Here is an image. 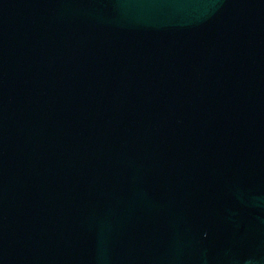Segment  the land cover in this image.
Segmentation results:
<instances>
[{
    "label": "water",
    "instance_id": "obj_1",
    "mask_svg": "<svg viewBox=\"0 0 264 264\" xmlns=\"http://www.w3.org/2000/svg\"><path fill=\"white\" fill-rule=\"evenodd\" d=\"M0 264H264V0H0Z\"/></svg>",
    "mask_w": 264,
    "mask_h": 264
}]
</instances>
